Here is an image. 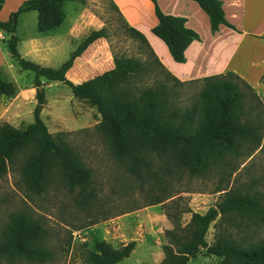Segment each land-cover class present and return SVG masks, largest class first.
<instances>
[{
  "label": "rangeland",
  "instance_id": "rangeland-1",
  "mask_svg": "<svg viewBox=\"0 0 264 264\" xmlns=\"http://www.w3.org/2000/svg\"><path fill=\"white\" fill-rule=\"evenodd\" d=\"M17 1L4 2L0 10L1 20L7 19ZM62 9L60 18L49 6L41 11L20 13L16 28L17 47L20 54L29 59L46 66H58L89 31L105 26L107 37L96 40L74 60L63 80L41 77L40 85L45 91L41 117L53 134L63 132L65 139L92 168L89 188L94 195L85 205L78 203L82 190H71L58 182L43 196L27 195L16 183L17 170L9 168L0 176V230L13 212L26 208L40 217L47 228L56 232L51 237L54 257L46 264H91L95 239H105L115 247L135 240L132 255L118 264H151V260L155 264H172L173 259L180 255L183 239L166 216L165 209L204 212L209 206L217 204L227 190H258L263 195L264 204V128L261 144L250 154L232 158L229 166L191 174L154 154L152 164L143 166L140 180L113 156L108 138L98 127L101 115L96 106L76 97L68 85L69 81L80 82L112 67L114 53L147 62L144 69L127 84L135 91L167 80L159 66L153 63L154 54L170 72L174 70L183 76L200 75L225 63L236 39L222 45L224 32L216 33L208 26L202 27L200 33L204 39L201 43L207 48L208 55L202 58L200 53L197 54V45L193 46L194 52L189 60L178 62L170 56L164 41L154 32L156 24L152 26V22L156 21V17L153 2L150 12L146 9L143 17L138 20L131 17L133 26L137 25V29L145 35L151 51L138 38L130 36L126 24H131L114 0H65ZM166 13L172 14L169 11ZM9 36L10 32L0 28V80L12 82L15 94H0V111L5 117L0 121L24 127L34 118L36 88L33 72L22 69L11 56ZM147 37L153 41L161 57ZM196 56L198 60L194 59ZM206 75L210 74L188 78L175 75L182 81L174 83L171 93L178 106L190 105L199 98L202 77ZM17 157L20 159L21 154ZM167 165L169 170L166 173ZM160 198L164 199L155 202ZM180 218L182 223L188 222L190 212H181ZM230 221L231 224L217 217L211 222L205 235L206 246L200 244L195 257L190 258L187 264H231L223 262L222 256L206 250L226 236L235 238L243 246L264 242V221L257 223L246 215L232 217Z\"/></svg>",
  "mask_w": 264,
  "mask_h": 264
},
{
  "label": "trees",
  "instance_id": "trees-1",
  "mask_svg": "<svg viewBox=\"0 0 264 264\" xmlns=\"http://www.w3.org/2000/svg\"><path fill=\"white\" fill-rule=\"evenodd\" d=\"M5 1L0 0V10ZM63 1L23 0L10 11L7 19H0V28L10 32L8 50L11 56L22 69L33 72L36 88L32 122L19 127L6 120L0 121V176L9 168L17 170L16 183L27 195L43 196L57 182L71 190L80 189L78 203L85 205L94 195L89 188L92 168L65 139L63 132L53 134L49 131L41 117L45 91L40 85L41 77L63 80L74 59L89 44L99 37H107L106 28L103 25L89 31L58 66H46L29 59L21 55L17 47L16 28L20 13L41 11L49 6L60 18ZM151 1L157 20L155 34L164 41L175 61H185V49L192 40L200 39L199 33L186 25L184 16L163 12L157 0ZM195 1L208 14L211 31L217 30L220 24L236 29L225 17L221 0ZM126 30L151 51L150 44L139 29L126 24ZM152 59L167 80L136 91L127 84L144 69L147 62L123 54H113L112 67L80 82H68L76 97L96 106L101 115L98 127L108 138L113 156L135 178L142 180L143 166L152 164L154 154L191 174H202L213 167L231 165L232 158L250 154L261 144L264 96L239 74L227 70L203 76L199 98L190 105L180 107L171 93L174 83L182 81L155 54ZM0 94L14 95V84L0 80ZM19 154L20 159L17 157ZM168 166L165 167L166 173ZM262 196L258 190H227L217 204L209 206L204 212L165 209L166 216L183 239L180 255L173 259L172 264H186L195 257L200 244L206 246L207 229L217 217L229 224L230 219L238 215L254 218L257 223L264 221ZM184 211L190 212L186 223H182L180 218ZM55 234L30 209L13 212L0 230V264L49 263L54 257L51 237ZM134 247V239L118 247L105 239H95L92 264H116ZM206 250L222 256L223 262L231 264H264V242L243 246L235 238L226 236Z\"/></svg>",
  "mask_w": 264,
  "mask_h": 264
},
{
  "label": "crops",
  "instance_id": "crops-1",
  "mask_svg": "<svg viewBox=\"0 0 264 264\" xmlns=\"http://www.w3.org/2000/svg\"><path fill=\"white\" fill-rule=\"evenodd\" d=\"M221 1L225 12V17L236 28L233 29L225 24H220L219 28L215 30L216 33H225V36L222 38V45H228V41L230 39H236L233 42L234 44L232 43L230 47L231 49L229 50L227 58L225 59V63H223L219 68L205 70L200 75L185 74L183 76L173 72L174 70H171V72L179 78H188L193 76H202L203 74H214L232 70L244 78L261 96H264V0ZM20 2L21 0L16 2L15 9L20 4ZM114 2L117 4L119 10L123 12L125 18L132 26L134 24L131 21V17L136 20L140 19L143 17L146 9L150 12L152 6L151 0H114ZM157 3L164 12L169 11L172 14L184 16L186 18V25L192 27L199 33L200 39L192 40V42L185 49V60H189L188 58L190 55H192V52H194L193 48L195 47L193 46L197 45H199V49L196 48L197 54L200 53L202 58L208 55L207 48H205V46H203L201 43L204 38L200 33V29L202 27H210L209 16L198 5V3L195 0H157ZM128 13H130V15ZM156 23L157 20L152 22V26ZM135 27L137 28L138 26L136 25ZM257 29L261 30L259 31ZM102 38L104 37H99L96 40ZM148 40L153 46V41L149 38ZM95 41H93L91 44H93ZM91 44H89V46ZM153 48L156 54L159 56L160 54L158 49L154 46ZM80 56L81 55L77 56L74 60ZM194 59L198 60L197 56ZM13 98H16V96ZM2 113L3 112L0 111V118H5ZM134 250L135 249H133L131 253L125 258H128L130 255H132ZM151 261V264H155L153 260Z\"/></svg>",
  "mask_w": 264,
  "mask_h": 264
}]
</instances>
